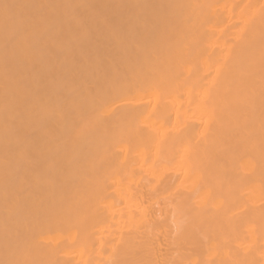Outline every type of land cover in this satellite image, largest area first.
Returning a JSON list of instances; mask_svg holds the SVG:
<instances>
[{
	"label": "bare ground",
	"instance_id": "1",
	"mask_svg": "<svg viewBox=\"0 0 264 264\" xmlns=\"http://www.w3.org/2000/svg\"><path fill=\"white\" fill-rule=\"evenodd\" d=\"M0 264H264V0H0Z\"/></svg>",
	"mask_w": 264,
	"mask_h": 264
}]
</instances>
